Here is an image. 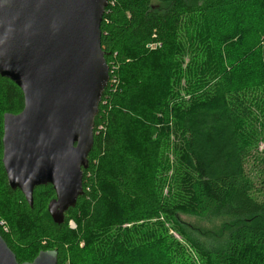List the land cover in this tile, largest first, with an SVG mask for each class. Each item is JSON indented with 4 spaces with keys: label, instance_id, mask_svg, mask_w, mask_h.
Wrapping results in <instances>:
<instances>
[{
    "label": "trees",
    "instance_id": "obj_1",
    "mask_svg": "<svg viewBox=\"0 0 264 264\" xmlns=\"http://www.w3.org/2000/svg\"><path fill=\"white\" fill-rule=\"evenodd\" d=\"M241 35L253 44L264 39V0H109L101 24L109 82L83 196L61 225L48 213L56 198L51 185L34 190L32 207L9 185L3 117L20 114L25 100L0 75V221L7 227L0 226V236L19 263L56 251L58 264H86L119 241L117 225L163 227V219L183 231L181 216L219 215L234 221L226 245L210 249L184 236L193 261L264 264V178L249 170L264 125L235 83V71L250 68ZM186 55L203 89L187 99L181 92ZM171 152L176 188L165 195L159 174Z\"/></svg>",
    "mask_w": 264,
    "mask_h": 264
},
{
    "label": "water",
    "instance_id": "obj_2",
    "mask_svg": "<svg viewBox=\"0 0 264 264\" xmlns=\"http://www.w3.org/2000/svg\"><path fill=\"white\" fill-rule=\"evenodd\" d=\"M109 0H0V75L24 95V110L3 117V166L13 190L33 206L51 185L57 225L83 196V170L109 68L101 24ZM56 251L19 263L0 236V264H58Z\"/></svg>",
    "mask_w": 264,
    "mask_h": 264
},
{
    "label": "rangeland",
    "instance_id": "obj_3",
    "mask_svg": "<svg viewBox=\"0 0 264 264\" xmlns=\"http://www.w3.org/2000/svg\"><path fill=\"white\" fill-rule=\"evenodd\" d=\"M239 39L246 50L245 58L250 68L235 71V83L238 88L246 92L254 114L264 125V39L259 44L251 43L246 35L239 36ZM193 64V60L186 55L181 88L182 95L186 99L190 94L193 96L203 94L201 85L200 89L198 85L199 76L192 73ZM187 66L190 67L187 68ZM175 169L176 157L171 152L164 166L160 168L159 174L160 186L164 189L165 195L169 190L176 188ZM249 170L254 176L264 178V141L253 151ZM262 178L259 179L262 180ZM175 194L174 190L172 196ZM180 221L183 231L174 229L163 219L160 220L161 223L166 224L163 227L155 221L140 222L139 225H117L115 230L119 241L113 246L108 245L107 252L102 257L88 256L86 264H101L102 258L105 264L118 261H123L125 264H197L190 255L192 251L188 248L189 246L185 247L184 236L192 237L210 249H220L226 245L234 223L232 219L219 215H212L207 219L181 216Z\"/></svg>",
    "mask_w": 264,
    "mask_h": 264
},
{
    "label": "built area",
    "instance_id": "obj_4",
    "mask_svg": "<svg viewBox=\"0 0 264 264\" xmlns=\"http://www.w3.org/2000/svg\"><path fill=\"white\" fill-rule=\"evenodd\" d=\"M0 226H2L5 231H7V227L5 226V223L3 221H0Z\"/></svg>",
    "mask_w": 264,
    "mask_h": 264
}]
</instances>
